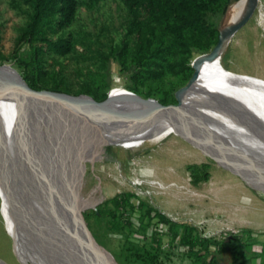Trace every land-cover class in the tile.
<instances>
[{"label": "rangeland", "instance_id": "374dc122", "mask_svg": "<svg viewBox=\"0 0 264 264\" xmlns=\"http://www.w3.org/2000/svg\"><path fill=\"white\" fill-rule=\"evenodd\" d=\"M235 1L220 0L206 19L217 28L224 5ZM31 11L25 0H0V67L25 83L33 47L19 37ZM263 17L264 0H259L253 16L232 36L222 55L227 73L264 80ZM130 21L128 9L118 0H101L92 7L79 0L72 25L47 34L53 40L69 36L72 50L64 56L44 54V74L36 78L37 89L52 90L58 85L78 95L87 88L107 93L113 88L133 92L135 87L134 92L144 98L176 103L175 91L187 83L193 64L214 45L209 50L192 48L186 55L156 27L151 51L160 50L163 59L145 56L141 64L134 35L128 33ZM123 40L128 43L125 58L118 55ZM169 64L175 67L169 70ZM148 69L161 74L155 77ZM134 73L138 76L135 86ZM56 135L67 141L69 170L74 166L70 153L79 152L80 215L88 216L89 231L116 264H197L193 249L181 243L184 228L189 227L195 229L193 235L211 242L203 264H264V197L253 190L254 182L171 133L137 146H108L113 147V161L99 159L76 131L56 128ZM90 140L96 142V136ZM119 196L117 208L112 199ZM158 212L175 223L159 220ZM13 220L0 191V262L39 264L33 262ZM198 249L197 244L194 250Z\"/></svg>", "mask_w": 264, "mask_h": 264}, {"label": "water", "instance_id": "95a60500", "mask_svg": "<svg viewBox=\"0 0 264 264\" xmlns=\"http://www.w3.org/2000/svg\"><path fill=\"white\" fill-rule=\"evenodd\" d=\"M239 1L241 0H236L226 7L217 24V42L206 55L193 64L192 75L185 85L175 91L176 103L173 104H162L155 98H144L127 90L114 92L111 89L104 99L95 100L86 94L72 95L60 91L33 89L0 67V183L2 182V194L14 219L16 230L21 236H27L30 239L29 242L33 241L36 244L48 264L55 263L48 254L46 244L31 226L19 204L18 187L24 172L20 159L13 156L7 144L5 122L6 115L9 113L17 115L21 120L26 118L28 111L35 112L47 127L55 129V134L56 128L61 130L67 128L69 132L76 131L81 138L89 141V146L99 159L104 158L105 149L108 146L151 140L149 136L151 125L156 122H165L177 130L175 132L177 136L197 148L205 156L216 160L242 179L264 185V158L261 157V153L257 151L258 154L253 149L255 146L221 134L222 132L204 117L196 109V104L190 100L198 68L205 61L212 63L222 57L232 36L253 16L259 0H244L239 16L234 20H228L229 9ZM46 120H49L51 125H48ZM93 136H96V142L90 140ZM70 154L72 157V153ZM81 218L82 220L79 217L81 231L92 247L103 254L110 264H116L95 240L83 216Z\"/></svg>", "mask_w": 264, "mask_h": 264}, {"label": "bare ground", "instance_id": "6f19581e", "mask_svg": "<svg viewBox=\"0 0 264 264\" xmlns=\"http://www.w3.org/2000/svg\"><path fill=\"white\" fill-rule=\"evenodd\" d=\"M243 6L244 0L234 3L228 11V20L236 19ZM221 58L212 63L205 61L198 68L190 100L221 134L252 144L255 147L251 148L264 158V80L227 73ZM113 91L125 90L113 88ZM5 130L9 149L15 158L20 159L24 172L18 187L19 204L31 226L46 244L52 262L110 264L81 231L78 150L72 152L74 166L69 170L67 141L61 140L55 134V129L47 127L35 112L28 111L26 118L21 120L9 113L6 115ZM149 132L152 141H159L170 133L178 135L175 133L177 130L165 122L154 123ZM142 143L131 142L126 143V146ZM147 183L162 188L161 184L154 181ZM252 188L264 197V187L254 184ZM22 239L33 262L48 264L32 240L29 242L30 239L25 235Z\"/></svg>", "mask_w": 264, "mask_h": 264}, {"label": "trees", "instance_id": "16d2710c", "mask_svg": "<svg viewBox=\"0 0 264 264\" xmlns=\"http://www.w3.org/2000/svg\"><path fill=\"white\" fill-rule=\"evenodd\" d=\"M101 0H86L87 6L92 7ZM122 2L128 9L131 17L128 33L133 34L138 62H142L143 58L152 57L155 59H163L160 50L151 51L152 37L155 35L156 27L164 30L171 38V43L182 53L189 55L192 48L201 50H209L215 45L218 38V31L206 19L208 11H215V5L220 0H118ZM231 0H226V3ZM32 7L29 13V21L23 29V34L19 37V41L29 43L33 47V55L29 58L28 65L31 66L29 74L25 76L26 83L33 89H37L36 78H40L44 74L42 64L44 63V54L53 53L64 56L68 54L73 47V42L69 36H60L51 39L47 36L49 32L54 33L58 30H64L72 25L79 6V0H25ZM228 6V5H227ZM224 5V10L226 7ZM41 42L44 45H34L33 42ZM126 40H123L121 47L118 49V55L121 58L127 56ZM159 52V53H158ZM154 65L160 67L156 62ZM142 64V63H141ZM175 64H169V70H172ZM155 77L160 75V71L147 70ZM137 74L131 75L133 85L137 84ZM53 91H63L68 93V88L60 89L58 85L52 87ZM135 91L136 88L134 87ZM133 91V92H134ZM80 93L90 94L95 100H102L107 93H98L96 90L87 88L81 90ZM136 93V92H134ZM164 104L165 102L160 101ZM145 142L139 140L138 143ZM113 148V147H112ZM111 147H106L103 160L113 161L114 152ZM119 197L112 199V204L119 207ZM99 211V209H97ZM95 216L96 212L93 209ZM159 220L171 221L161 213ZM84 221L87 222V215L82 214ZM89 229L88 224L86 225ZM185 233L181 237V243L189 246L194 251L197 264H203L204 257L209 253L208 247L210 241L193 235L195 229L192 227L184 228ZM95 238V236L93 235ZM96 240V238H95ZM198 250H194L196 245ZM202 251V252H201Z\"/></svg>", "mask_w": 264, "mask_h": 264}, {"label": "flooded vegetation", "instance_id": "af4514ba", "mask_svg": "<svg viewBox=\"0 0 264 264\" xmlns=\"http://www.w3.org/2000/svg\"><path fill=\"white\" fill-rule=\"evenodd\" d=\"M104 156H106L105 154H104ZM233 239V238H232Z\"/></svg>", "mask_w": 264, "mask_h": 264}]
</instances>
